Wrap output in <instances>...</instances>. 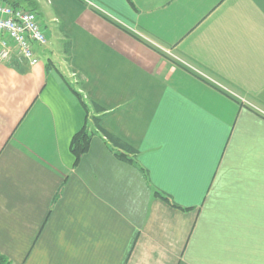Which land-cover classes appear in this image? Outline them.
Returning <instances> with one entry per match:
<instances>
[{
	"label": "crops",
	"instance_id": "crops-1",
	"mask_svg": "<svg viewBox=\"0 0 264 264\" xmlns=\"http://www.w3.org/2000/svg\"><path fill=\"white\" fill-rule=\"evenodd\" d=\"M5 1L49 20L0 63L9 264H264V0Z\"/></svg>",
	"mask_w": 264,
	"mask_h": 264
},
{
	"label": "built area",
	"instance_id": "built-area-1",
	"mask_svg": "<svg viewBox=\"0 0 264 264\" xmlns=\"http://www.w3.org/2000/svg\"><path fill=\"white\" fill-rule=\"evenodd\" d=\"M33 43H48L45 29L32 10L13 6L0 0V63L13 59L39 62Z\"/></svg>",
	"mask_w": 264,
	"mask_h": 264
},
{
	"label": "trees",
	"instance_id": "trees-1",
	"mask_svg": "<svg viewBox=\"0 0 264 264\" xmlns=\"http://www.w3.org/2000/svg\"><path fill=\"white\" fill-rule=\"evenodd\" d=\"M3 1H5V0H3ZM5 2H7V3H9V4L13 5V6L19 7L18 5L13 4V3H11V2H8V1H5ZM33 12H34V11H33ZM41 25H42V24H41ZM43 28H44V27H43ZM99 110H101V108H99ZM101 111H102V110H101ZM97 120H98V119H97ZM105 133H106V132H105ZM107 135H108L109 137H111V139L116 140V138H115L113 135H111V134H109V133H107ZM90 139H91V136H90V134H89L85 129L81 130L79 133H77V134L73 137L71 148H72V152L75 154V156H76L77 158L80 157L83 153H85V152L87 151V149H88V147H89V144H90ZM120 145H123V146H124L123 143H120ZM157 194L160 195V196H161L163 199H165L166 201L170 202L172 205L177 206V205L172 201V199H171L169 196L164 195V194H161V193H159V192H158ZM0 264H9L7 258H6L5 256H3L2 254H0Z\"/></svg>",
	"mask_w": 264,
	"mask_h": 264
},
{
	"label": "rangeland",
	"instance_id": "rangeland-1",
	"mask_svg": "<svg viewBox=\"0 0 264 264\" xmlns=\"http://www.w3.org/2000/svg\"><path fill=\"white\" fill-rule=\"evenodd\" d=\"M39 18L43 27H45L44 25H49V20L45 18L41 13L39 14Z\"/></svg>",
	"mask_w": 264,
	"mask_h": 264
}]
</instances>
